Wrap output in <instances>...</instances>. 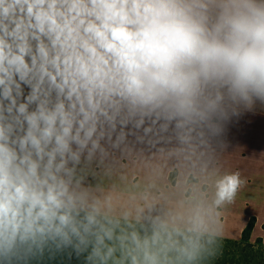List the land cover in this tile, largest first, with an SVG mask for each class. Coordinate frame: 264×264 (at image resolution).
<instances>
[{"label": "crops", "instance_id": "1", "mask_svg": "<svg viewBox=\"0 0 264 264\" xmlns=\"http://www.w3.org/2000/svg\"><path fill=\"white\" fill-rule=\"evenodd\" d=\"M226 2L0 0V197L233 241L253 218L250 239L264 240V93L224 77L145 98L87 31H104L105 3L130 20L136 5L175 4L211 29ZM85 41L107 61L93 81L78 71L91 63Z\"/></svg>", "mask_w": 264, "mask_h": 264}, {"label": "clouds", "instance_id": "2", "mask_svg": "<svg viewBox=\"0 0 264 264\" xmlns=\"http://www.w3.org/2000/svg\"><path fill=\"white\" fill-rule=\"evenodd\" d=\"M139 7L133 8L137 18L130 20L123 8L116 10L113 4H102L104 31L93 25L87 29L96 33L102 47L119 57L117 64L130 73V89L142 83L143 88L137 91L145 98L164 90L180 95L189 93L201 78L227 77L237 89L264 93V4L255 0H227L218 23L211 29L175 4H148L143 14L137 11ZM37 19L51 17L41 13ZM108 21L116 22L117 27ZM125 23H138L140 27L129 31L123 27ZM52 24L56 25L55 20ZM71 32L69 29V35ZM84 46L92 53L91 63L85 65L81 61L78 71L90 81L106 75L101 67L107 63L103 54L87 41ZM90 68L94 75H89ZM235 184L234 177L227 178L221 185L220 197L230 195Z\"/></svg>", "mask_w": 264, "mask_h": 264}, {"label": "trees", "instance_id": "3", "mask_svg": "<svg viewBox=\"0 0 264 264\" xmlns=\"http://www.w3.org/2000/svg\"><path fill=\"white\" fill-rule=\"evenodd\" d=\"M253 225L233 241L0 197V264H264Z\"/></svg>", "mask_w": 264, "mask_h": 264}, {"label": "rangeland", "instance_id": "4", "mask_svg": "<svg viewBox=\"0 0 264 264\" xmlns=\"http://www.w3.org/2000/svg\"><path fill=\"white\" fill-rule=\"evenodd\" d=\"M171 177H172V176H171ZM175 180H177V183H178V184L180 183V185H179L178 187H181V186L183 185L182 178H176V177H175Z\"/></svg>", "mask_w": 264, "mask_h": 264}]
</instances>
